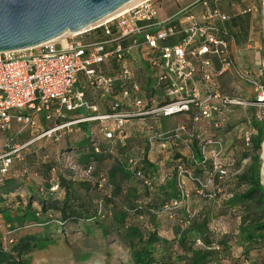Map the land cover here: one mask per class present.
<instances>
[{"label": "trees", "instance_id": "trees-1", "mask_svg": "<svg viewBox=\"0 0 264 264\" xmlns=\"http://www.w3.org/2000/svg\"><path fill=\"white\" fill-rule=\"evenodd\" d=\"M217 90L230 98L248 97L247 87L238 89L224 76ZM249 109L251 144L247 147L240 133L241 150L225 148L220 161L225 177L202 152L209 141L224 145L225 126L202 125L188 138L172 133L190 124L187 115L138 117L130 120L122 141H108L99 123L76 125L82 138L64 141L59 163L48 155L43 162L42 155L37 162L15 164L0 181V264H32L36 254L61 241L72 248L77 264L109 262L116 245L124 248L128 264H264V121L257 119V109ZM161 132L172 135L155 138ZM180 169L191 175L188 199L180 196ZM215 177L228 181L223 196L205 195L206 179ZM216 200L224 205L218 214L206 208ZM215 220L234 224L218 234L212 230ZM78 234L81 247L72 241Z\"/></svg>", "mask_w": 264, "mask_h": 264}, {"label": "built area", "instance_id": "built-area-1", "mask_svg": "<svg viewBox=\"0 0 264 264\" xmlns=\"http://www.w3.org/2000/svg\"><path fill=\"white\" fill-rule=\"evenodd\" d=\"M211 2L196 1L161 21L154 0H139L81 34L0 54V181L15 164L25 163V151L35 142L52 136L59 141L81 123H99L106 140L122 141L124 129L138 117L187 115L190 124L172 133L188 138L202 125L223 127L233 107L255 108L257 119L264 121V53L256 55L252 69L243 66L236 58L235 36L213 23L224 24L231 16ZM252 13V8L242 11ZM85 35L87 40L80 39ZM227 74L248 86L252 97L223 96L218 80ZM42 121L52 126L32 141H19L27 129H42ZM172 133L155 138L165 140ZM241 135L249 147L251 132L243 129ZM208 145L215 148L204 147L205 158L227 176L220 164L225 146ZM160 147L165 150L167 143ZM190 177L180 169L182 199L189 198L184 184Z\"/></svg>", "mask_w": 264, "mask_h": 264}, {"label": "rangeland", "instance_id": "rangeland-1", "mask_svg": "<svg viewBox=\"0 0 264 264\" xmlns=\"http://www.w3.org/2000/svg\"><path fill=\"white\" fill-rule=\"evenodd\" d=\"M155 1V5L157 8V19L158 20H167L168 18H170L171 16H173L174 14H176L177 12H179L181 9L189 6L190 4L199 1V0H154ZM254 2L256 3V12L253 15V26L254 29L256 30L255 32L258 34V36L263 37L264 36V0H254ZM88 36H82L80 39L84 40V39H88ZM264 47V46H263ZM60 48V47H59ZM253 50H249V52H251ZM245 53H242V55H236V58L239 59L240 63L247 67V68H251L253 67V61H254V57L252 55H247L245 54V56H243ZM245 57L247 59V62L242 61V58ZM226 79H229V82L232 83L233 86L238 87V89L244 90L245 87H247V96L252 97L250 94V89L248 86H246L243 82H241L238 78L232 76V75H225ZM227 81V80H226ZM230 116H226V123L224 124V128L223 130H226V132L223 134V140H224V146L225 148H227V152H231L233 151V149L237 152H239L240 149V133L243 129H246L248 127V121L249 119H251L252 115H253V111H251L249 108H241L238 109L237 111L233 112L232 114H229ZM40 118V117H39ZM41 120V119H40ZM176 120H178V118H174V119H169L167 121H165L166 125H168V123H172L175 122ZM142 124V123H141ZM140 124L139 128H143V126ZM51 127L52 124L49 123L48 125ZM12 134L16 135V133L19 131V126L14 124L12 126ZM47 128L42 127V129L40 128H29L26 130V132L22 135L21 138H19V141L23 142H29L32 141L33 139H35L36 137H38L39 135H41L43 133V130H46ZM73 131L72 132H67L63 138H61L59 141L56 140V136H52L49 138H45L42 140H39L37 142H35L30 148H29V153L27 155V157H25L26 162H28V164H31L33 162H37V159L39 156L43 155V162L47 161L46 157L51 156L53 157V159L59 163L58 161V155L59 152L62 149V145L64 143V141H77L80 140L82 137V133L81 131H78V129L74 126L71 128ZM65 132V131H63ZM222 136V135H221ZM142 142L144 143V141H139L136 144L140 145L142 144ZM264 146H263V150L261 153V161H262V183L264 185V178H263V169H264V161H263V154H264ZM238 159V158H237ZM249 163V162H247ZM19 164V163H18ZM244 165V164H243ZM246 165V164H245ZM228 181H223L220 180L218 177L215 178H211V179H206V185H207V194L205 195H214L216 194L217 196H223L226 191L227 188V183ZM221 184V185H220ZM185 189L188 193H190V184L187 180H185ZM199 195H201L202 197L204 196V194H200V192H198ZM217 196L214 197V199H217ZM206 199H208V197H205ZM224 198V197H223ZM221 198V199H223ZM191 199V198H190ZM211 199V198H210ZM213 199V200H214ZM205 205V204H204ZM224 205L222 204V200H216L213 202H209V204H206V208L210 211H213L214 214H218L219 212L222 211ZM226 220V219H224ZM227 221V220H226ZM213 223H215L214 225H212V230L215 233L221 234L224 233L226 231H230L231 230V226L234 224L232 221H230V223L224 224L223 220L221 221L220 224H218V221H214ZM227 223V222H226ZM80 237V234H78L76 237H74V239L72 241H77V244L79 247L82 246V239L78 238ZM74 247V246H73ZM72 248H70V246L68 244H65L63 241H61V243L59 244L58 247H53L50 250L46 251V252H42L39 254H36L34 256V260L32 262V264H77L76 260L73 257V252L71 250ZM75 250V249H74ZM109 262L104 263V261H96L92 264H128V255L125 252L124 248L116 245L115 246V255L112 257V259H108Z\"/></svg>", "mask_w": 264, "mask_h": 264}, {"label": "water", "instance_id": "water-1", "mask_svg": "<svg viewBox=\"0 0 264 264\" xmlns=\"http://www.w3.org/2000/svg\"><path fill=\"white\" fill-rule=\"evenodd\" d=\"M134 0H0V54L88 30Z\"/></svg>", "mask_w": 264, "mask_h": 264}, {"label": "crops", "instance_id": "crops-1", "mask_svg": "<svg viewBox=\"0 0 264 264\" xmlns=\"http://www.w3.org/2000/svg\"><path fill=\"white\" fill-rule=\"evenodd\" d=\"M211 5L231 16V19L224 24L218 20H215L213 23L238 36V41L236 39L237 50L235 49L237 55H242V53L247 55L254 54L253 63H255L256 55H263L264 53V36H258L253 26V15L257 9L254 0H212ZM248 8H252L253 13L243 15L242 11ZM249 50L253 51L249 52ZM244 60L247 62L245 57L242 58V61Z\"/></svg>", "mask_w": 264, "mask_h": 264}, {"label": "bare ground", "instance_id": "bare-ground-1", "mask_svg": "<svg viewBox=\"0 0 264 264\" xmlns=\"http://www.w3.org/2000/svg\"><path fill=\"white\" fill-rule=\"evenodd\" d=\"M138 1H139V0H134V1L130 2V3H128L127 5H125L124 7H122L121 9H119L118 11H116L115 13H113V14H111V15L105 17L104 19H102V20L99 21L98 23L92 25L89 29H91V28H93V27H95V26H97V25H101V24H103V23L108 22L109 20H111V18H113L114 16H116L117 14H119V13H120L121 11H123L125 8H127V7H129V6H131V5H133L134 3L138 2ZM83 32H85V31H83ZM83 32H80V33H77V34H81V33H83ZM70 34H71V33H67V34H65L64 36H62V37H60V38H58V39H56V40H54V41L56 42V41L64 40L65 37H67V36L70 35ZM263 152H264V151H263ZM263 161H264V154H263ZM263 178H264V169H263Z\"/></svg>", "mask_w": 264, "mask_h": 264}]
</instances>
